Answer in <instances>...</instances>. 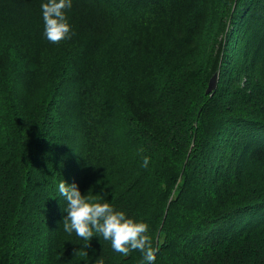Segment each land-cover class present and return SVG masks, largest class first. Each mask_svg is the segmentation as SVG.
<instances>
[{"label":"trees","instance_id":"obj_1","mask_svg":"<svg viewBox=\"0 0 264 264\" xmlns=\"http://www.w3.org/2000/svg\"><path fill=\"white\" fill-rule=\"evenodd\" d=\"M43 2L0 0V264H141L64 232L62 180L147 223L154 264H264V197L226 205L264 181V0H73L58 44Z\"/></svg>","mask_w":264,"mask_h":264},{"label":"clouds","instance_id":"obj_2","mask_svg":"<svg viewBox=\"0 0 264 264\" xmlns=\"http://www.w3.org/2000/svg\"><path fill=\"white\" fill-rule=\"evenodd\" d=\"M72 4L73 0H46L41 4L44 35L51 43L58 44L74 35L66 16V10L71 9ZM149 159L147 156L143 158L142 167H148ZM58 191L67 204L63 209L66 215L62 220L65 233L75 232L86 242L93 236H102L111 242L114 251L123 256L138 250L143 256L141 264H154L156 249L152 247L151 238L147 235V223L135 222L126 217L125 212L115 210L108 202H96L98 197L91 195V189L87 195H82L75 182L69 184L62 180ZM88 246L89 243H85L84 248ZM83 254L87 256L86 252ZM96 264H103V260H97Z\"/></svg>","mask_w":264,"mask_h":264},{"label":"rangeland","instance_id":"obj_3","mask_svg":"<svg viewBox=\"0 0 264 264\" xmlns=\"http://www.w3.org/2000/svg\"><path fill=\"white\" fill-rule=\"evenodd\" d=\"M117 29H119V27H117ZM119 33H121L120 30H118ZM221 37V36H220ZM8 41L7 39H5L4 37V31L3 30H0V52L3 50V49H7L8 46L6 45H3V44H6L5 42ZM122 47V45H115V46H110L109 48H107L103 53H104V56L99 60L98 64L100 63L101 65L104 64L105 60L109 58V56H111V60H112V56L116 53V57H115V60L119 61L121 59V53H119V49ZM116 48V50H115ZM209 55V54H207ZM206 58V56H205ZM207 60V59H206ZM16 67H19V63H17L15 65ZM15 73H14V70H11L10 73H9V77H10V80L13 81V83L15 85H17L16 81H15ZM44 78V79H43ZM51 83H49V81L47 79H45V77H42L39 78V79H36L35 81V84H34V89L36 90V93H40V92H43L44 90L46 91V89L49 88V85ZM21 91H24V89H19ZM1 91V90H0ZM106 93V90L104 91H97L95 92V96H107V94H104ZM3 93H1V96H2ZM24 97H18L14 100L18 101V100H23ZM110 103H112V101H110ZM24 104V103H22ZM0 108H2V110H4L5 108V105L3 104V102L0 104ZM165 113L167 114L168 112L166 110H164ZM9 118V116H8ZM254 182L250 183L248 180L246 182V180H244V184H245V187H244V193L243 191L241 193H237V192H234V193H231V195L229 196V199L226 203L227 206H232V207H238L240 206L241 204L243 203H247L250 199V195L251 194H254L253 192L255 190L258 191L259 195L255 196L254 199H262V197H264V181L261 180L260 178V174L257 176V177H253ZM259 181V182H258ZM261 184V185H260ZM260 194L262 196H260ZM256 195V194H254ZM263 240V239H261ZM256 246V245H255ZM245 252V250H244ZM259 252L260 254L262 255V248H259ZM244 260H247V258H251V257H248L249 255L248 254H244Z\"/></svg>","mask_w":264,"mask_h":264},{"label":"water","instance_id":"obj_4","mask_svg":"<svg viewBox=\"0 0 264 264\" xmlns=\"http://www.w3.org/2000/svg\"><path fill=\"white\" fill-rule=\"evenodd\" d=\"M217 80H218V75L215 74L209 82L208 88H207V92H213L216 87H217Z\"/></svg>","mask_w":264,"mask_h":264}]
</instances>
